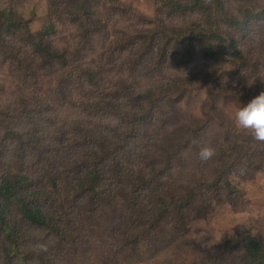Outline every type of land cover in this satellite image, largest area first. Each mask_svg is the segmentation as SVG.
Returning <instances> with one entry per match:
<instances>
[{
    "label": "rangeland",
    "instance_id": "rangeland-1",
    "mask_svg": "<svg viewBox=\"0 0 264 264\" xmlns=\"http://www.w3.org/2000/svg\"><path fill=\"white\" fill-rule=\"evenodd\" d=\"M53 1L64 0H0L1 7L13 6L29 20L32 31L52 17L58 30L53 36L55 45L67 50L70 58V65L58 66L61 70L56 73L38 69L37 59L26 46L24 30L12 38L17 50L28 59L16 60L7 51V55H0V175L10 171L32 177L41 175L34 182L46 183L51 188L45 175L62 177L74 166L87 134L85 127L98 130L113 125L122 134L132 133L130 147L144 152L145 161L159 163L173 156L176 167L173 174L184 171L181 186L196 185L194 176L217 184L225 169V163L216 156L220 142L228 136L243 140L248 134L235 127L231 118L234 110L246 106L264 91V19H254L244 30L240 26L234 28L241 47L257 55L255 61L259 68L237 70L231 66L233 69H229L220 61L206 58L201 50L199 59L187 67L185 59L175 51L161 63L157 45L151 46L152 32L147 30L156 26L154 22L158 18L169 17L165 14L168 8L159 10L163 0H92L103 22L84 45L78 24L59 12L53 11L50 15ZM227 3L231 12L239 16L253 6L244 0ZM256 6L263 12L264 0L256 2ZM195 18L192 15L190 21ZM188 19L178 16L174 23L184 24ZM220 65L222 69L203 78L202 71ZM189 74L198 77L192 80ZM186 81L195 86H185L184 93L169 91L171 86ZM128 86L137 90L129 91ZM148 93L149 101L156 105L154 115L137 125L131 123L128 116L122 119L95 105L100 97L145 105ZM124 108L125 115L143 111L138 107ZM157 130L163 134H156ZM194 135L196 139L190 143L188 137ZM89 138L90 141L95 139L90 135ZM62 139L71 144H65ZM204 146L213 147L216 153L207 161L198 155ZM203 162L205 173L197 170ZM174 178L178 182L175 175ZM67 189L53 193L55 198L63 196ZM200 193L199 201L173 217L172 226L167 228L169 232L156 238L157 247L143 248L146 254L143 261L131 263L125 259L121 264H247L242 247L236 248V239L239 235H252L264 242V169L259 170L254 179L241 180L239 188L231 190V201L225 189L222 197H213L211 201L208 200L213 194L206 190ZM88 203L89 200L80 204ZM206 203H213L212 210L201 209ZM12 208L14 219L20 221L21 228L28 233L30 263L40 264L35 256L45 250L46 245H52V239L43 230L29 226L20 212ZM107 232L104 225L95 230L98 240L105 238ZM75 235L57 244L52 264L70 262V246ZM4 237L0 230V264H21L18 256L8 252L11 249L3 241ZM232 240L236 242L231 243ZM44 241L48 243L45 246ZM157 248L159 251H155ZM152 250L156 252L153 255ZM85 258L80 259L79 264H105V261L119 264L115 256L108 259V254L100 249Z\"/></svg>",
    "mask_w": 264,
    "mask_h": 264
},
{
    "label": "trees",
    "instance_id": "trees-1",
    "mask_svg": "<svg viewBox=\"0 0 264 264\" xmlns=\"http://www.w3.org/2000/svg\"><path fill=\"white\" fill-rule=\"evenodd\" d=\"M228 1L230 0H163L159 10L168 8L169 11L165 13L169 14L168 19L158 18L154 22L156 26L147 30L152 32L151 46L157 45L161 53V63L170 52L175 51L185 59L184 64L189 67L199 59L201 50L206 58L220 61L229 69H233L231 66H235L237 70L259 68V63L255 61L257 55L241 47L234 28L240 26L244 30L254 19H264V11H259V6H256V2L261 0H247L254 7H247L240 16L231 12ZM49 11L50 15L53 11L59 12L78 24L82 30V45L89 42L91 34L103 22L98 18L92 0L53 1ZM192 15L196 18L190 21ZM178 16L189 19L184 24H176L174 22ZM50 19L41 28L32 31L29 20H25L13 6H0V55H7L8 52L16 60L28 59L25 53L17 50L12 38L20 30H24L26 46L37 59L38 69H49L48 72L56 73L61 70L58 66H69L67 50L55 45L53 36L58 31L57 23L52 17ZM212 68L213 66L202 71L203 78H209L216 69H222V65ZM195 75L189 74L192 80L198 77ZM185 86L195 84L186 81L179 86H171L169 91L173 94L184 93ZM127 89L137 90L132 86ZM166 96L173 99L169 94ZM149 100V93L145 105H131L118 99L100 97L95 105L99 110L108 109L122 119L128 116L129 121L137 125L147 122L146 119L154 115L156 105ZM124 106L138 107L143 111L125 115ZM74 124L83 125L80 122ZM7 128L13 130V127ZM85 132L87 134L84 138L87 141L81 136L84 144L79 149L81 155H77L80 158L74 166L66 174H62V177L45 175L50 180L51 188L46 183L34 182L41 175L32 177L12 171L0 175V230L5 236L3 241L11 249L8 252L18 256L21 264H31V257L27 255L28 233L21 228V222L14 219L13 206L29 226L43 230L52 239V243H55L49 245L44 241L43 246L48 244V249L35 256L40 264H52V253L57 255V244L69 241L73 233L76 235L70 252L74 259L70 258L68 264H79L80 259L85 260L95 249L108 254V259L115 256L119 264L125 259L131 263H139L146 257L143 248L157 247L156 238L169 232L167 228L175 215L183 214L199 201L201 190L213 194L208 200L211 201L214 200L213 197H222L225 189L231 201V190L235 187L238 189L241 180L254 179L259 170L264 169V143L255 141L249 133L243 140L228 136L220 142L216 154L217 160L225 163L217 184H209L208 180L203 182L194 176L196 185L181 186L184 171L178 170L173 174L176 170L173 156L159 163L145 161L144 158H147L143 155L144 152L130 147L132 133L122 134L113 125L100 127L98 130L95 127H85ZM155 133L163 134L161 130ZM89 135L95 139L90 141ZM188 139L191 143L196 135L189 136ZM36 140L38 141L37 137ZM62 142L71 144L65 139ZM197 170L205 173L204 162ZM174 175L178 182H175ZM64 187L69 189L63 196L55 198L53 193L60 192ZM202 195L206 196L205 193ZM87 200L89 203L81 206L80 203ZM212 208L213 203H206L201 209L208 211ZM101 225L109 232L105 238L98 240L95 230ZM236 240V248L242 247L247 264H264L263 241L252 235H239ZM37 242L35 241L36 244ZM155 251H159V248ZM151 253L153 255L156 252L152 250ZM105 264L109 263L105 261Z\"/></svg>",
    "mask_w": 264,
    "mask_h": 264
},
{
    "label": "clouds",
    "instance_id": "clouds-1",
    "mask_svg": "<svg viewBox=\"0 0 264 264\" xmlns=\"http://www.w3.org/2000/svg\"><path fill=\"white\" fill-rule=\"evenodd\" d=\"M231 118L238 130L248 132L255 141L264 143V91L246 106L235 109ZM215 154L213 147L204 146L198 155L201 160L207 161Z\"/></svg>",
    "mask_w": 264,
    "mask_h": 264
}]
</instances>
